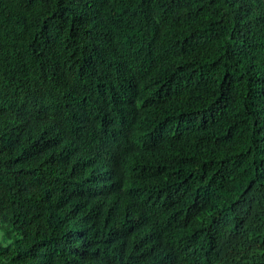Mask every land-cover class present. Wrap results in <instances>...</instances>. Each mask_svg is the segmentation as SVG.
Returning <instances> with one entry per match:
<instances>
[{
    "label": "trees",
    "instance_id": "1",
    "mask_svg": "<svg viewBox=\"0 0 264 264\" xmlns=\"http://www.w3.org/2000/svg\"><path fill=\"white\" fill-rule=\"evenodd\" d=\"M0 264H264V0H0Z\"/></svg>",
    "mask_w": 264,
    "mask_h": 264
},
{
    "label": "rangeland",
    "instance_id": "2",
    "mask_svg": "<svg viewBox=\"0 0 264 264\" xmlns=\"http://www.w3.org/2000/svg\"><path fill=\"white\" fill-rule=\"evenodd\" d=\"M2 234V232H0V235Z\"/></svg>",
    "mask_w": 264,
    "mask_h": 264
}]
</instances>
